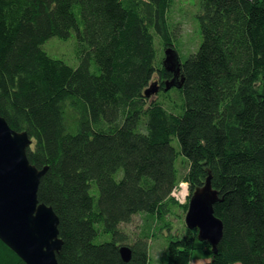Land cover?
Returning a JSON list of instances; mask_svg holds the SVG:
<instances>
[{"label": "trees", "instance_id": "16d2710c", "mask_svg": "<svg viewBox=\"0 0 264 264\" xmlns=\"http://www.w3.org/2000/svg\"><path fill=\"white\" fill-rule=\"evenodd\" d=\"M191 3L0 0V116L47 168L37 195L59 220L58 264H151L163 232L157 264H189L197 231L171 233L188 208L172 192L208 178L223 234L202 264H264V0ZM191 21L196 44L180 33ZM71 37L74 65L42 48ZM169 49L183 82L165 90ZM136 215L131 241L120 227ZM0 264L24 263L0 241Z\"/></svg>", "mask_w": 264, "mask_h": 264}, {"label": "water", "instance_id": "95a60500", "mask_svg": "<svg viewBox=\"0 0 264 264\" xmlns=\"http://www.w3.org/2000/svg\"><path fill=\"white\" fill-rule=\"evenodd\" d=\"M165 71L173 79L165 83V90L180 88V69L175 53L166 51ZM159 90L153 83L146 97ZM32 141L27 133L12 130L0 116V241L24 264H58L62 241L59 238V220L51 207L38 200V188L47 168L38 170L27 158ZM218 193L211 188L208 178L202 188L189 198L185 224L191 231L197 230V240L215 253L222 238L223 225L214 216L213 206ZM119 253L123 262L131 258L127 247Z\"/></svg>", "mask_w": 264, "mask_h": 264}, {"label": "rangeland", "instance_id": "374dc122", "mask_svg": "<svg viewBox=\"0 0 264 264\" xmlns=\"http://www.w3.org/2000/svg\"><path fill=\"white\" fill-rule=\"evenodd\" d=\"M197 2L198 0H192L191 4H188L186 6H190L191 13H195L197 10ZM177 19V18H176ZM193 19V18H191ZM189 19V20H191ZM180 33L183 32L187 33L188 36H190V41L193 43H197V33L193 26V22L189 23V26H182V29L180 28ZM75 46H76V40L74 37H71L67 41H61L57 38L50 39L43 45L44 51L54 59L64 60L68 64L74 65V54H75ZM194 49V45L190 47V51ZM172 91L170 94H173ZM189 201V197L186 199ZM185 214L183 211L177 209L173 215L169 216L167 220L171 224V233L176 234L178 236H186L188 234V231H191L187 228L185 224ZM143 215H136L132 222L128 225H121V229L129 234L131 241L136 239L137 236L140 233V230L143 227ZM194 231V230H193ZM197 231V230H195ZM167 233L163 232V234L158 235L155 239L148 241V247H149V261L151 264H157L158 257L160 254L165 250L167 245ZM196 239V236L194 237ZM210 249L207 247L206 244L200 243L197 239L193 241V250L191 253L189 264H202L205 262H208L210 260Z\"/></svg>", "mask_w": 264, "mask_h": 264}, {"label": "built area", "instance_id": "2783aa9c", "mask_svg": "<svg viewBox=\"0 0 264 264\" xmlns=\"http://www.w3.org/2000/svg\"><path fill=\"white\" fill-rule=\"evenodd\" d=\"M172 196L179 202L184 203L186 197L188 198L187 186L185 184H180L178 189L172 192Z\"/></svg>", "mask_w": 264, "mask_h": 264}]
</instances>
